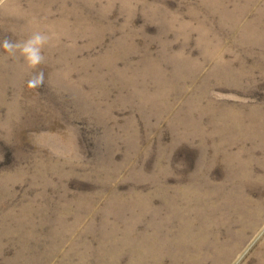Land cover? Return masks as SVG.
<instances>
[{"label":"rangeland","instance_id":"rangeland-1","mask_svg":"<svg viewBox=\"0 0 264 264\" xmlns=\"http://www.w3.org/2000/svg\"><path fill=\"white\" fill-rule=\"evenodd\" d=\"M0 264H264V0H0Z\"/></svg>","mask_w":264,"mask_h":264},{"label":"clouds","instance_id":"clouds-1","mask_svg":"<svg viewBox=\"0 0 264 264\" xmlns=\"http://www.w3.org/2000/svg\"><path fill=\"white\" fill-rule=\"evenodd\" d=\"M37 39H39V38H37Z\"/></svg>","mask_w":264,"mask_h":264},{"label":"bare ground","instance_id":"bare-ground-1","mask_svg":"<svg viewBox=\"0 0 264 264\" xmlns=\"http://www.w3.org/2000/svg\"><path fill=\"white\" fill-rule=\"evenodd\" d=\"M183 257V256H182Z\"/></svg>","mask_w":264,"mask_h":264}]
</instances>
